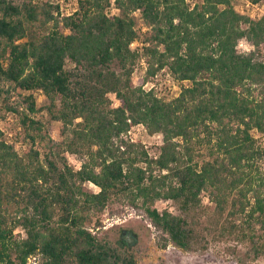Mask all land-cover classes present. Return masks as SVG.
Listing matches in <instances>:
<instances>
[{"label": "trees", "instance_id": "16d2710c", "mask_svg": "<svg viewBox=\"0 0 264 264\" xmlns=\"http://www.w3.org/2000/svg\"><path fill=\"white\" fill-rule=\"evenodd\" d=\"M77 3L60 16L59 4L47 0H0V120L17 114L30 143L19 154L0 129V264H30L34 254L39 264H138L122 238L88 228L114 198L154 227L159 248L189 249L196 228L186 214L204 192L220 213L230 206L229 215L254 222L238 264L264 257L263 150L252 134H264V15L242 14L232 0ZM111 6L117 14H108ZM135 11L148 28L139 49L130 46L139 38ZM242 38L253 46L247 54L237 50ZM141 58L144 75L134 84ZM164 68L179 85L173 98L143 86ZM11 90L45 94L61 123L60 144L81 159L77 170L41 159L34 142L45 136L33 95L11 103ZM136 124L162 135L157 155L130 140ZM159 200L179 212L157 208Z\"/></svg>", "mask_w": 264, "mask_h": 264}, {"label": "rangeland", "instance_id": "374dc122", "mask_svg": "<svg viewBox=\"0 0 264 264\" xmlns=\"http://www.w3.org/2000/svg\"><path fill=\"white\" fill-rule=\"evenodd\" d=\"M36 1L41 2L44 0ZM186 1L192 6L200 0ZM243 2L244 0H232L235 9L242 14H247L254 18H260L264 15V0H261L259 8L254 10L245 9ZM61 4L60 16H67L78 7L77 0H62ZM107 12L109 15H114L118 13V10L111 6L107 9ZM133 16L139 38L130 46L139 49L143 38L148 32V28L145 27L139 11H135ZM63 32L67 33L68 30L63 29ZM252 49L253 46L245 38L238 41L237 50L239 53L247 54ZM258 56H264V45L260 47ZM145 65L144 59H139L131 75V81L134 84H137L143 77ZM66 68L73 70V63L67 61ZM113 68L117 69L116 65H113ZM73 72L75 73L77 70H73ZM77 75L79 78L81 74ZM184 84H188V82L185 81ZM143 86L146 89L153 86L159 95L167 98L177 96L180 90L178 83L166 68L159 71ZM30 93L33 95L37 108L33 116L42 122L41 132L45 136L42 138L38 135L34 142L35 148L40 152L41 159L45 160L48 157L57 164H60L64 160L74 170H77L81 159L76 154L65 151L63 145L60 144L59 128L61 123L51 118L47 108L49 100L45 94L41 90H20L18 92L11 90L9 101L15 103L22 96ZM107 96L110 98L113 106L120 104L113 93H108ZM56 104L58 106V101ZM2 106H4L3 103ZM3 114L0 120V129L3 132L2 137L7 142L13 143L17 152L21 154L30 143L29 140L24 141L23 139V130L19 123V117L12 112H5ZM252 134L256 139V144L263 150V156L257 161V166L261 170H264V134H260L255 130H252ZM131 136L136 142L141 143L145 147L149 155H157L158 147L161 144V134H149L145 127L139 126L131 128ZM200 150L201 153L205 152V149ZM203 154L207 156L206 153ZM86 186L95 192L98 190V187L92 183L87 182ZM234 197L235 193L231 194L230 200ZM156 206L159 209L168 208L173 212H179L177 204L172 200H159L156 202ZM229 210L230 206L220 213L208 197L207 192H204L201 203L191 208L186 214L196 228L194 242L186 250L177 248L172 244L167 245L165 248H159L155 243L156 233L154 227L134 208L117 198L110 200L104 211L93 214V222L88 225V228L99 237L107 232L108 239L111 241H118L122 238L123 232L128 235L126 232L131 231V234L124 236L122 239L126 242L127 238L130 240L132 235L136 236V240L131 246H128L127 243L124 244L130 251L135 253L138 264H238V259L247 250L248 235L252 232L250 226H253L254 222L245 219L243 214L231 216L228 213ZM96 221L99 222L97 227ZM232 223L236 224V226L238 225V227L230 228ZM223 227L225 228L223 229ZM17 231L16 229L15 232ZM20 233L21 235L24 234L22 231ZM38 260L41 261L40 255L38 256ZM245 264H264V257L260 256L255 259H248Z\"/></svg>", "mask_w": 264, "mask_h": 264}, {"label": "built area", "instance_id": "2783aa9c", "mask_svg": "<svg viewBox=\"0 0 264 264\" xmlns=\"http://www.w3.org/2000/svg\"><path fill=\"white\" fill-rule=\"evenodd\" d=\"M47 1H49L50 3H55V4H59V7H60V10L62 9V4H61V2H62V0H47ZM244 8L245 9H258L259 8V2H257V3H253L251 0H244ZM243 12V11H242ZM244 13H246V12H244ZM69 15V14H68ZM247 15V14H246ZM144 22V21H143ZM145 24V23H144ZM145 27H146V25H145ZM147 28V27H146ZM134 42H132L130 45H132ZM152 87V86H151ZM150 87V88H151ZM149 89V88H148ZM139 126H141V127H143L144 128V126L142 125V124H136V125H133L132 127H139ZM131 127V128H132ZM131 128H130V130L128 131V137L130 138V140L131 141H136L132 136H131ZM38 256H39V254H34V255H31V256H29V258H28V263H30V264H39L40 263V261L38 260Z\"/></svg>", "mask_w": 264, "mask_h": 264}, {"label": "water", "instance_id": "95a60500", "mask_svg": "<svg viewBox=\"0 0 264 264\" xmlns=\"http://www.w3.org/2000/svg\"><path fill=\"white\" fill-rule=\"evenodd\" d=\"M128 232H129V234H131V231H128ZM135 240H136V236L135 235H132V237H131L130 240L129 239H126V243H127L128 246H131L132 244H134Z\"/></svg>", "mask_w": 264, "mask_h": 264}, {"label": "flooded vegetation", "instance_id": "af4514ba", "mask_svg": "<svg viewBox=\"0 0 264 264\" xmlns=\"http://www.w3.org/2000/svg\"><path fill=\"white\" fill-rule=\"evenodd\" d=\"M126 233L129 235V232H128V231H127ZM128 235L124 234V232H123L122 237H124V236H128ZM127 239H128V238H127Z\"/></svg>", "mask_w": 264, "mask_h": 264}]
</instances>
